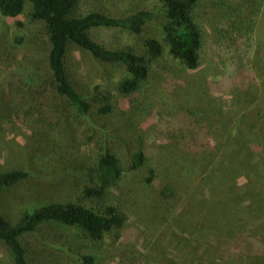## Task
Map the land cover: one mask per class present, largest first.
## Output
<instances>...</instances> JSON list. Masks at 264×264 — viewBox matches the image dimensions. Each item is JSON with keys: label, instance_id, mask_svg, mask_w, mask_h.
Returning a JSON list of instances; mask_svg holds the SVG:
<instances>
[{"label": "rangeland", "instance_id": "1", "mask_svg": "<svg viewBox=\"0 0 264 264\" xmlns=\"http://www.w3.org/2000/svg\"><path fill=\"white\" fill-rule=\"evenodd\" d=\"M79 9L150 11L139 36L98 35L137 51L146 39L163 44L160 0H85ZM30 10L26 2L15 19L0 14V173H28L0 194V215L16 224L42 205L75 201L127 216L101 242L43 223L21 238L30 264H83L84 256L95 264H264V0L201 2L199 67L186 70L163 44L148 83L128 97L116 89L122 67L71 45L67 75L90 105L86 114L52 91L44 23ZM106 153L123 177L92 201L84 191L97 188L93 170ZM137 153L147 162L132 170ZM11 263L0 241V264Z\"/></svg>", "mask_w": 264, "mask_h": 264}, {"label": "trees", "instance_id": "2", "mask_svg": "<svg viewBox=\"0 0 264 264\" xmlns=\"http://www.w3.org/2000/svg\"><path fill=\"white\" fill-rule=\"evenodd\" d=\"M85 0H0L2 17L15 19L24 13L25 3L30 4L29 18L33 22L44 23L49 45L47 69L48 83L52 91L66 99L80 114H86L90 105L72 86L66 70V56L71 45L88 54L102 64L122 67L127 77L117 85V92L128 97L136 94L143 84L148 83L152 64L164 53V45L173 60L186 70H196L200 63L203 26L199 12L200 3L214 0H160L163 6V44L154 39H146L140 51L134 46L115 41L105 45L98 33L116 31L139 36L144 27L152 21L150 11H135L125 16H111L104 10L80 11ZM18 27L22 26L17 23ZM17 39V43H20ZM103 110H108L105 108ZM147 158L137 153L131 162V169L145 166ZM97 188L87 189L84 194L89 200L106 198V191L117 188L123 177L118 159L109 153L103 154L93 170ZM153 175V171H149ZM28 177L22 170L0 173V194ZM167 197L169 190L162 192ZM127 221L117 207L107 206L104 211L75 201L49 203L24 214L22 219L11 224L0 215V241L11 255V264H30L21 238L33 233L43 223L53 222L65 227L81 229L93 242H101L105 236L121 231ZM83 264H95L93 256H84Z\"/></svg>", "mask_w": 264, "mask_h": 264}]
</instances>
